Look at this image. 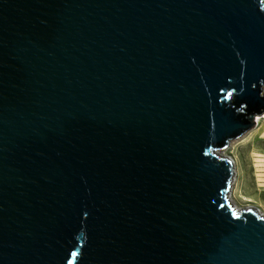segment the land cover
<instances>
[{"label": "water", "instance_id": "obj_1", "mask_svg": "<svg viewBox=\"0 0 264 264\" xmlns=\"http://www.w3.org/2000/svg\"><path fill=\"white\" fill-rule=\"evenodd\" d=\"M263 91L264 0H0V264H264Z\"/></svg>", "mask_w": 264, "mask_h": 264}, {"label": "rangeland", "instance_id": "obj_2", "mask_svg": "<svg viewBox=\"0 0 264 264\" xmlns=\"http://www.w3.org/2000/svg\"><path fill=\"white\" fill-rule=\"evenodd\" d=\"M263 117L264 115L261 116ZM257 130L254 134L250 133L251 135L232 141L223 150V154L236 162V176L231 196L235 198L238 206L246 208L247 205L254 204L262 205L264 209V194L259 190L260 186L264 188V119ZM242 194H246L254 203L247 202Z\"/></svg>", "mask_w": 264, "mask_h": 264}, {"label": "bare ground", "instance_id": "obj_3", "mask_svg": "<svg viewBox=\"0 0 264 264\" xmlns=\"http://www.w3.org/2000/svg\"><path fill=\"white\" fill-rule=\"evenodd\" d=\"M263 93H264V91H263ZM262 119H264V117L263 118H261V117H259V118H257V120H256V124H257V126H255V128L253 129V130H251V131H249V133H247V134H245L244 136H242L243 138L244 137H246V136H248L250 133H255V132H257L258 130H257V128L260 126V124L262 123ZM251 135V134H250ZM253 136V135H252ZM249 138V137H248ZM235 141H237V140H235ZM234 142V141H233ZM232 143V142H231ZM221 155H225V154H223V152H221L220 153ZM233 162H234V166H236V162L233 160ZM258 161H256V163H257ZM259 190H262V192H263V194H264V188H263V186H260V188H259ZM242 196L244 197V199L247 201V202H253L254 203V201L251 199V198H249V197H247L246 196V194L244 195V194H242ZM231 199H232V202L234 203V205L237 207V208H243V207H239L238 206V204H237V202H236V200H235V198L233 197V196H231ZM250 207H252V208H255L258 212H259V214L261 215L262 214V216L264 215V209H262V205H247V207L246 208H250ZM245 208V207H244ZM245 208V209H246Z\"/></svg>", "mask_w": 264, "mask_h": 264}]
</instances>
